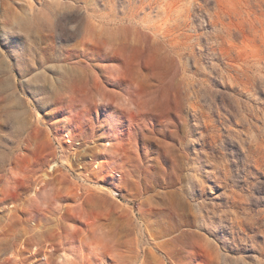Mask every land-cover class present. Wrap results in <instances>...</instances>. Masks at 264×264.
<instances>
[{
	"label": "rangeland",
	"instance_id": "rangeland-1",
	"mask_svg": "<svg viewBox=\"0 0 264 264\" xmlns=\"http://www.w3.org/2000/svg\"><path fill=\"white\" fill-rule=\"evenodd\" d=\"M0 264H264V0H0Z\"/></svg>",
	"mask_w": 264,
	"mask_h": 264
},
{
	"label": "bare ground",
	"instance_id": "bare-ground-1",
	"mask_svg": "<svg viewBox=\"0 0 264 264\" xmlns=\"http://www.w3.org/2000/svg\"><path fill=\"white\" fill-rule=\"evenodd\" d=\"M89 243L92 249H99L104 242L102 238H93Z\"/></svg>",
	"mask_w": 264,
	"mask_h": 264
}]
</instances>
